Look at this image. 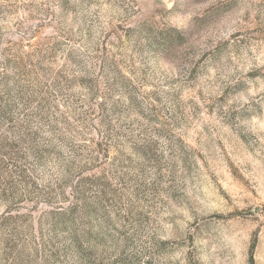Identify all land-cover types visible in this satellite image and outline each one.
Here are the masks:
<instances>
[{"label":"rangeland","instance_id":"1","mask_svg":"<svg viewBox=\"0 0 264 264\" xmlns=\"http://www.w3.org/2000/svg\"><path fill=\"white\" fill-rule=\"evenodd\" d=\"M0 96V264H264V0H0Z\"/></svg>","mask_w":264,"mask_h":264},{"label":"trees","instance_id":"2","mask_svg":"<svg viewBox=\"0 0 264 264\" xmlns=\"http://www.w3.org/2000/svg\"><path fill=\"white\" fill-rule=\"evenodd\" d=\"M1 96H0V100H1ZM0 109L1 110H3V111H5V110H7V112L9 113V115H10V117H12V118H14L13 117V114H10L11 112H10V110H9V108H7V105H4V107L3 106H1L0 105ZM26 109H24V111H25ZM18 113H21L22 115H25V117H29V116H32V115H29V114H26L25 112H18ZM10 121V120H9ZM254 247H255V243L253 242L252 244H251V249H250V254L252 255V250L254 249Z\"/></svg>","mask_w":264,"mask_h":264}]
</instances>
